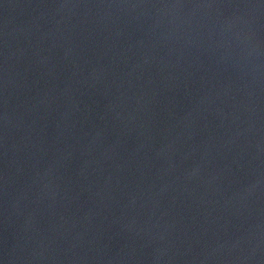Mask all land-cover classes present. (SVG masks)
Here are the masks:
<instances>
[{"label": "water", "instance_id": "1", "mask_svg": "<svg viewBox=\"0 0 264 264\" xmlns=\"http://www.w3.org/2000/svg\"><path fill=\"white\" fill-rule=\"evenodd\" d=\"M0 264H264V0H0Z\"/></svg>", "mask_w": 264, "mask_h": 264}]
</instances>
